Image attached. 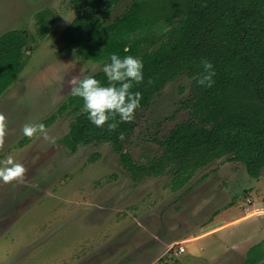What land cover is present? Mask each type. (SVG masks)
<instances>
[{
    "label": "rangeland",
    "instance_id": "obj_1",
    "mask_svg": "<svg viewBox=\"0 0 264 264\" xmlns=\"http://www.w3.org/2000/svg\"><path fill=\"white\" fill-rule=\"evenodd\" d=\"M131 3L114 5L109 21ZM41 12L49 27L45 36L37 32ZM76 15L71 0H0V36L11 30L34 36L23 71L0 98L9 132L0 161L11 156L28 169L22 183L0 180V264H241L250 248L261 255L264 214L237 221L247 209H264V177H252L244 163L217 159L175 187L170 173L135 179L110 142L81 145L75 152L67 146L76 115L58 109L71 94L68 81L105 65L63 50L61 32ZM191 87L192 78L179 75L140 110L127 142L138 163L159 155L154 138L188 117L184 101ZM54 113L57 118L46 126L54 145L23 135L26 123ZM216 214L233 222L182 243L185 252L177 253L180 244L164 250L163 240L218 230L212 226Z\"/></svg>",
    "mask_w": 264,
    "mask_h": 264
},
{
    "label": "trees",
    "instance_id": "obj_2",
    "mask_svg": "<svg viewBox=\"0 0 264 264\" xmlns=\"http://www.w3.org/2000/svg\"><path fill=\"white\" fill-rule=\"evenodd\" d=\"M120 1L71 0L77 15L61 32L62 48L104 64L112 54L140 59L144 80L133 82L131 91L142 94L141 107L132 122H120L109 132L107 125H93L83 100L70 94L58 109L76 115L65 136L67 146L75 152L81 145L110 142L135 179L170 173L175 187L222 158L244 163L252 177H264V0H132L123 14L109 21L111 8ZM45 16L39 13L41 36L49 29ZM30 39L34 36L27 30L0 36V96L23 71ZM202 60L214 67L210 88L197 83L204 74ZM182 74L192 78L184 101L188 117L154 138L162 149L159 155L138 163L127 150L137 116ZM93 76L107 84L103 70ZM56 118L54 113L40 123L47 126ZM262 260L264 251L255 255L250 248L241 264Z\"/></svg>",
    "mask_w": 264,
    "mask_h": 264
},
{
    "label": "clouds",
    "instance_id": "obj_3",
    "mask_svg": "<svg viewBox=\"0 0 264 264\" xmlns=\"http://www.w3.org/2000/svg\"><path fill=\"white\" fill-rule=\"evenodd\" d=\"M125 51H128L125 48ZM204 74L197 83L201 86L212 87L215 75L213 64L202 60ZM107 84H102L93 75L79 79L73 76L69 81L71 95L83 100L84 110L88 113L89 121L98 128L107 125L109 132H114L120 122L130 123L135 119L136 111L141 107L142 94L132 92L133 82H143V63L133 56L123 59L117 54L110 56V63L103 66ZM117 116L119 120H117ZM23 135L29 139L43 137L50 144H55V138L49 136L43 123H26L22 128ZM7 117L0 113V151L5 147L8 136ZM123 139V134H120ZM28 169L20 162L9 156L0 161V180L5 184L24 182Z\"/></svg>",
    "mask_w": 264,
    "mask_h": 264
},
{
    "label": "crops",
    "instance_id": "obj_4",
    "mask_svg": "<svg viewBox=\"0 0 264 264\" xmlns=\"http://www.w3.org/2000/svg\"><path fill=\"white\" fill-rule=\"evenodd\" d=\"M28 31V30H27ZM3 35V34H2ZM31 40V39H30ZM29 43H30V41H29ZM28 46H29V44H28ZM27 46V47H28ZM29 47L27 48V53H29ZM14 84V83H13ZM12 84V85H13ZM11 85V86H12ZM10 86V87H11ZM9 87V88H10ZM8 88V89H9ZM7 89V90H8ZM6 90V91H7ZM5 91V92H6ZM4 92V93H5ZM3 93V94H4ZM3 94L0 96V98L3 96ZM209 179L210 178H206L205 179V182L206 181H209ZM204 189V188H203ZM204 196V195H203ZM204 198H206L205 196H204ZM250 201V200H249ZM200 205H202V207H203V205H204V203H200ZM200 205H198V206H200ZM197 207V206H196ZM195 209V208H194ZM198 209V208H197ZM196 209V210H197ZM259 214H264V209H263V207H257V208H254V209H247L246 210V213L243 215V216H241L240 218H238L237 219V221H239L240 219H243V218H245V219H248V218H253V217H255V216H257V215H259ZM215 218L217 217V222L214 224V225H212V226H215V225H217V226H221V227H219L218 228V230H214L213 232H209V233H197V235L196 236H187V235H182V236H180V237H177V238H175V239H171V240H163V248H164V250L165 251H168L169 249H171V248H173V247H175L177 244H180V246L179 247H177V249H178V252L177 253H182V252H185L186 250L184 249V251H180L179 250V248L181 247V244L182 243H185V242H188V241H196V240H198V239H201V238H203V237H205V236H207V235H209V234H212V233H215V232H217V231H220V230H222L223 229V227L224 226H227L228 224H230L231 222H233V221H228V222H226V221H224V220H222L221 219V217L219 216V215H215L214 216ZM172 224H176V223H172ZM221 224V225H220ZM260 225V224H259ZM175 226V225H174ZM211 227V226H210ZM209 228V227H208ZM207 229V228H206ZM205 230V229H204ZM160 238H161V236H160ZM162 239V238H161ZM183 247V246H182ZM235 251H237L235 248H233V251L232 252H235ZM164 255H166V254H162L161 256H160V258L159 259H161V258H163V256ZM262 262V261H261ZM260 262V263H261ZM172 263V262H171ZM259 263V264H260Z\"/></svg>",
    "mask_w": 264,
    "mask_h": 264
},
{
    "label": "built area",
    "instance_id": "obj_5",
    "mask_svg": "<svg viewBox=\"0 0 264 264\" xmlns=\"http://www.w3.org/2000/svg\"><path fill=\"white\" fill-rule=\"evenodd\" d=\"M179 250H180V251H184V247L181 246V247L179 248Z\"/></svg>",
    "mask_w": 264,
    "mask_h": 264
}]
</instances>
